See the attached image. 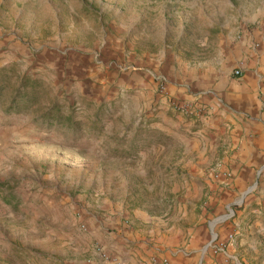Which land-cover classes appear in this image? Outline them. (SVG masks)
<instances>
[{
  "label": "rangeland",
  "instance_id": "rangeland-1",
  "mask_svg": "<svg viewBox=\"0 0 264 264\" xmlns=\"http://www.w3.org/2000/svg\"><path fill=\"white\" fill-rule=\"evenodd\" d=\"M15 1L0 0V264H108L96 245L111 264H175L201 244L194 233L207 245L219 232L243 241L242 264H264L260 187L232 190L233 159L196 157L197 123L171 114L156 80L172 96L222 94L243 34L261 27L242 19L264 0L112 2L81 11L91 30L63 7L58 22L31 23L29 7L9 13ZM28 80L31 104L6 115Z\"/></svg>",
  "mask_w": 264,
  "mask_h": 264
},
{
  "label": "crops",
  "instance_id": "crops-1",
  "mask_svg": "<svg viewBox=\"0 0 264 264\" xmlns=\"http://www.w3.org/2000/svg\"><path fill=\"white\" fill-rule=\"evenodd\" d=\"M125 1L16 0L11 3V8L13 7L15 10L9 13L21 14L24 13V7H29V13L32 15L31 23L41 24L49 23L51 20L54 21L53 17L50 16H55V13H58V7H63L66 9L65 13L76 16L75 21L83 25L82 27L85 30H91L92 28L88 26L89 21L78 17L81 16L82 10L89 14H100L105 11V7H108L107 3L114 2L117 4L121 2V4H125ZM151 3L148 0L141 1L144 8ZM1 4L3 3L1 2ZM4 8L7 7L2 5V9ZM36 16H39V18L37 19ZM40 16H43V19ZM250 18L242 19L245 25L243 30L250 28L255 23L260 24L261 27L249 29L251 33L243 34L239 46V54L241 55L236 60L239 66L234 68L239 71V76L233 79L229 76L226 77L227 90L222 89L221 94L220 92L217 93L215 89H208L202 92V95L193 93L190 90L188 91L190 95H180V97L168 94V98L162 97L161 102L171 110V114L175 115L177 113V118H185L189 126L197 123V126L193 128V132H190V128L186 131L199 135L200 141H197V143L190 142V148L192 151H196L198 159H207L209 156H213L214 153H220V156L224 159H233L231 169L233 179L229 185L230 188L233 190L239 186H249L254 183L260 187V191L257 192L256 196L258 195V197L264 199V10L261 13L259 8L256 9ZM97 20L99 21L100 18H97ZM258 21L260 22L258 23ZM54 22H58V20ZM71 23H74V21L72 20ZM250 45L254 47L250 50L251 54L248 58L243 49L244 47H250ZM168 99L187 102L194 107L199 106L204 115L196 117L177 112L170 107ZM188 165H191V162H188ZM219 170L223 172L225 169L220 168ZM253 233L250 229L244 234V237L250 240L246 244L247 249L256 251V244L251 241L253 240ZM255 233L264 236V227H260V230ZM229 234L232 233L219 232L213 234L214 236L211 237L208 244L203 245L205 241L203 234L194 233L191 239L196 235V244L198 242L201 244L194 246L190 241V244L186 246L181 254L175 255V264H190L198 254L201 258L199 264H222L225 259L235 264H242L239 257L241 256L240 246H242L243 241L236 240V236L232 234L233 239L227 242ZM225 241L227 242L226 247L215 254L213 252L214 244ZM94 256L99 259L95 253ZM154 260L152 259L151 264ZM162 261L165 263L166 259L162 258Z\"/></svg>",
  "mask_w": 264,
  "mask_h": 264
},
{
  "label": "built area",
  "instance_id": "built-area-1",
  "mask_svg": "<svg viewBox=\"0 0 264 264\" xmlns=\"http://www.w3.org/2000/svg\"><path fill=\"white\" fill-rule=\"evenodd\" d=\"M234 75L235 76H239V71H234ZM157 88H158V92L160 94V96L162 97H167L168 96V92L166 89V85H165V80L163 78H158L157 79ZM168 98V97H167ZM168 103L170 105V107H172L175 111L177 112H181L185 115H190V116H202L204 115V113L202 112L201 107L199 106H192L190 103L187 102H177L175 100H170L168 99ZM229 174L227 173H223L222 177H228ZM82 229L85 230V226L82 225ZM233 239V235L229 234L227 236V242L231 241ZM218 242L216 244H214L213 249L214 252H221L227 245V242ZM94 253L99 257V259H101L104 262H108V263H115V260H113L110 256V254L108 252H106V250L100 246V245H96L94 247ZM229 260L225 259L224 262L222 264H228ZM153 264H156V261H153Z\"/></svg>",
  "mask_w": 264,
  "mask_h": 264
},
{
  "label": "trees",
  "instance_id": "trees-1",
  "mask_svg": "<svg viewBox=\"0 0 264 264\" xmlns=\"http://www.w3.org/2000/svg\"><path fill=\"white\" fill-rule=\"evenodd\" d=\"M3 86H0V99L3 95ZM21 91H18L16 95L10 101L9 106L5 109L6 115H14L19 114L24 110H27L30 103V90H31V83L28 81L24 82L21 87ZM59 120L57 119L56 122ZM53 121L50 118V115H47L45 119L46 128L52 126Z\"/></svg>",
  "mask_w": 264,
  "mask_h": 264
}]
</instances>
